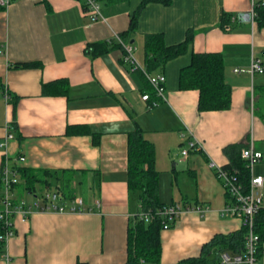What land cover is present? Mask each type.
<instances>
[{
    "label": "crops",
    "instance_id": "obj_1",
    "mask_svg": "<svg viewBox=\"0 0 264 264\" xmlns=\"http://www.w3.org/2000/svg\"><path fill=\"white\" fill-rule=\"evenodd\" d=\"M255 1L100 0L99 19L78 0H14L0 10V177L6 164L16 168L14 196L31 206L28 214L14 212L0 264H126L129 228L141 207L140 190L129 184L136 131L153 143L159 200L209 207L185 212L161 231V264L198 256L216 234L243 226L222 216L228 195L209 162L232 163L230 145L240 158L249 146L264 152V72L235 71L249 68L253 56L264 60V26L253 15L239 17L252 13ZM150 33L186 48L152 63L145 49ZM116 34L133 46L138 66L125 59ZM105 41L101 53L90 47ZM211 52L222 55L231 85L227 109L200 110L199 90L180 84L194 54ZM158 74L166 76L167 98L150 108L142 95ZM189 140L204 149L184 155ZM22 167L37 172L35 189ZM253 173L264 177V157ZM47 192L50 205L81 197L82 210L36 207L37 200L46 204Z\"/></svg>",
    "mask_w": 264,
    "mask_h": 264
},
{
    "label": "trees",
    "instance_id": "obj_2",
    "mask_svg": "<svg viewBox=\"0 0 264 264\" xmlns=\"http://www.w3.org/2000/svg\"><path fill=\"white\" fill-rule=\"evenodd\" d=\"M6 6L0 4V10ZM256 12L255 18L260 26H264V0H256L254 4ZM135 19V18H134ZM225 20L229 17L225 15ZM135 22V20L133 21ZM133 27V24H132ZM113 41V39H112ZM108 41L103 43L90 44V47L101 53L107 50ZM187 42L178 45L168 46L165 43L161 33H150L146 35L145 49L150 62L164 63L166 60L183 52ZM36 62L28 64H17V66H33ZM66 85L64 80L56 82ZM182 89L196 88L200 92L199 108L200 110H222L231 105V85L225 78L224 61L220 53H196L193 56L190 65L183 68L181 72ZM45 92H47V85ZM151 96H155L154 89L151 90ZM234 151L232 154V163L225 164V167L232 165L241 169L242 178L249 180V170L246 163L239 156L236 145H230ZM25 176L26 185L29 189L33 188V180L37 177V172L27 168H19ZM158 176L159 172L155 168V151L153 143L147 140L141 131H136L129 140V184L133 188L140 190V211L152 210L157 211L166 203H162L158 197ZM66 185L70 179H65ZM3 189L2 177H0V191ZM71 194V193H70ZM75 198L72 194L70 195ZM1 197V196H0ZM138 212V213H139ZM155 213L150 221L138 218L135 224L131 225L128 232V260L126 264H161L162 239L161 231L163 227V216ZM176 222V221H175ZM175 222L169 228L175 225ZM255 229L261 237L259 255L264 243V208L256 216ZM5 233V226L0 220V252L4 250L5 240L1 236ZM247 228L242 226L240 229L229 232L216 234L210 241L202 247V252L198 256H192L180 260L177 264H219L220 253L223 251L234 252L240 250L244 243ZM143 259V261H142Z\"/></svg>",
    "mask_w": 264,
    "mask_h": 264
},
{
    "label": "built area",
    "instance_id": "obj_3",
    "mask_svg": "<svg viewBox=\"0 0 264 264\" xmlns=\"http://www.w3.org/2000/svg\"><path fill=\"white\" fill-rule=\"evenodd\" d=\"M14 0H0V4L7 6ZM84 6L86 12L90 13L93 19L104 18L101 10L100 0H78ZM255 16V9L252 11ZM115 37L124 45L125 59L129 61L134 67L138 66V61L133 52V46L125 42L121 35L116 34ZM236 72L248 71L252 75L258 72H264V60L258 56H253L249 68H236ZM150 82L153 86L155 96L152 97L149 92L144 93L142 98L148 102V106L155 107L160 104L161 100L166 97V76L158 74L150 76ZM8 137H12L10 133ZM204 145L200 140H189L188 147L183 150V154L187 155L190 150L202 151ZM264 152L253 148L252 146L246 147L241 151V158L246 163L249 170V180L246 181L242 178L241 169L238 166L232 165L225 167L219 164L216 160H210V166L215 170L217 177L221 180L223 187L228 195V202L222 209L221 214L224 217H238L242 220L243 226L247 228L245 243L243 247L234 252L223 251L220 253L219 264H263L259 261V247L261 237L255 229V220L259 211L264 208V177L253 173L254 165L262 160ZM21 160H25L24 156H20ZM18 170L16 168L10 169L7 164L2 167V185L3 189L0 191V202L3 204L0 210V220L3 221L5 226V233L1 236L4 240L8 239L12 233V216L14 212L20 210L24 214L31 212L29 206L24 200L17 201L14 196V187L18 184L17 177ZM52 193L47 192L43 198L47 201L46 204H40V201L35 202V206L41 209H55L58 211H81L83 199L75 197L71 205L55 204L50 205L52 200ZM100 206V203L98 202ZM208 206L181 204L173 202L165 204L163 207L158 208L157 211L152 210L140 211L138 218L150 221L155 213L163 216V227L169 228L185 212L197 210L201 213L207 212ZM9 259V256H8Z\"/></svg>",
    "mask_w": 264,
    "mask_h": 264
},
{
    "label": "water",
    "instance_id": "obj_4",
    "mask_svg": "<svg viewBox=\"0 0 264 264\" xmlns=\"http://www.w3.org/2000/svg\"><path fill=\"white\" fill-rule=\"evenodd\" d=\"M239 17L244 19V20H250L252 17V13L251 12H243L239 14Z\"/></svg>",
    "mask_w": 264,
    "mask_h": 264
}]
</instances>
